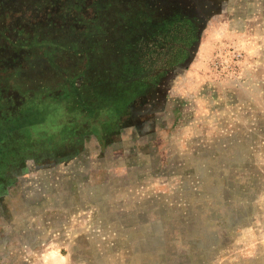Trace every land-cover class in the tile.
I'll list each match as a JSON object with an SVG mask.
<instances>
[{"label": "rangeland", "instance_id": "374dc122", "mask_svg": "<svg viewBox=\"0 0 264 264\" xmlns=\"http://www.w3.org/2000/svg\"><path fill=\"white\" fill-rule=\"evenodd\" d=\"M0 264H264V0H0Z\"/></svg>", "mask_w": 264, "mask_h": 264}]
</instances>
